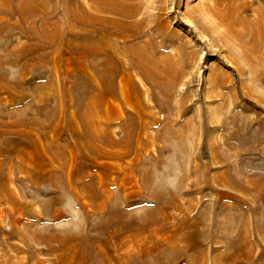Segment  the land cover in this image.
Wrapping results in <instances>:
<instances>
[{"label": "rangeland", "instance_id": "374dc122", "mask_svg": "<svg viewBox=\"0 0 264 264\" xmlns=\"http://www.w3.org/2000/svg\"><path fill=\"white\" fill-rule=\"evenodd\" d=\"M260 144L264 0H0V264H264Z\"/></svg>", "mask_w": 264, "mask_h": 264}, {"label": "crops", "instance_id": "0c3cea01", "mask_svg": "<svg viewBox=\"0 0 264 264\" xmlns=\"http://www.w3.org/2000/svg\"><path fill=\"white\" fill-rule=\"evenodd\" d=\"M263 143V142H262ZM259 149H261V150H263L264 151V144H260V146H259ZM237 148H234V149H226L224 152H221V154H220V156H221V159H226V157H228L226 160H224V161H221L222 162V164H220V169L221 170H225V171H227V170H231V169H237L238 170V165H237V162L235 163V167L233 166V161L232 160H230L231 159V157H232V154H234V152H235V156L237 157H240V159H242V155H241V153L242 152H240V153H238L237 154ZM259 151L258 150V152L260 153V154H264V152L263 151ZM244 154H245V152H243ZM242 153V154H243ZM226 178H227V176H225ZM225 178V179H226ZM223 180V182H224V185L227 187V186H230V188H231V186L232 187H240V188H242V189H244V185H247V184H244V180L243 181H240V180H238L237 178L236 179H231V180H229L228 178V180ZM242 180V179H241ZM253 183L251 182V184L249 185V186H251Z\"/></svg>", "mask_w": 264, "mask_h": 264}, {"label": "trees", "instance_id": "16d2710c", "mask_svg": "<svg viewBox=\"0 0 264 264\" xmlns=\"http://www.w3.org/2000/svg\"><path fill=\"white\" fill-rule=\"evenodd\" d=\"M248 103H249V104H251V105L253 104V103H252V102H250V101H248Z\"/></svg>", "mask_w": 264, "mask_h": 264}]
</instances>
